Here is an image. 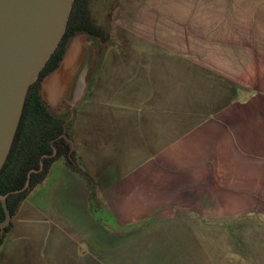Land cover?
I'll return each instance as SVG.
<instances>
[{
    "label": "crops",
    "instance_id": "1",
    "mask_svg": "<svg viewBox=\"0 0 264 264\" xmlns=\"http://www.w3.org/2000/svg\"><path fill=\"white\" fill-rule=\"evenodd\" d=\"M158 3L136 19L158 51L173 53L157 61L175 75L150 80L164 106L139 110L134 123L124 107L128 122L103 123L105 58L93 83L95 122L85 124L86 98L76 117L83 140L71 135L93 189L55 163L12 219L0 264H264V30L242 0ZM103 130L116 145L112 160L94 141ZM95 197L113 213L102 222Z\"/></svg>",
    "mask_w": 264,
    "mask_h": 264
},
{
    "label": "water",
    "instance_id": "2",
    "mask_svg": "<svg viewBox=\"0 0 264 264\" xmlns=\"http://www.w3.org/2000/svg\"><path fill=\"white\" fill-rule=\"evenodd\" d=\"M75 0H0V172L10 154L31 86L57 50L69 22ZM104 43L87 32L70 38L58 67L47 75L40 95L50 112L65 120L62 137L76 144L66 133L76 122L77 110L86 100L93 77L104 57ZM56 154V149L54 151ZM31 170L25 186L30 188L31 176L43 170ZM8 195L0 192L5 219L0 222V235L12 221L7 204Z\"/></svg>",
    "mask_w": 264,
    "mask_h": 264
},
{
    "label": "rangeland",
    "instance_id": "3",
    "mask_svg": "<svg viewBox=\"0 0 264 264\" xmlns=\"http://www.w3.org/2000/svg\"><path fill=\"white\" fill-rule=\"evenodd\" d=\"M241 5L248 9L247 11L255 18L256 24L259 28L264 30V0H242ZM157 6H160L158 0H92L91 2V14L94 20L110 36L108 42L104 43L105 51L103 60L105 58L107 59L108 62L105 64L108 66L105 67L106 71L104 74H106L107 79L106 82L103 83V95L100 98L101 107H103L101 108V114L104 116L103 118L105 121L101 120L103 123L108 124L110 121H113L122 122L123 124V121H127L128 119L126 120L123 118L124 107L127 108L125 112H129L128 107L130 106L134 108L132 109V120L134 123L135 120L140 118V111H143L144 113H156L157 110H160V107L165 104L163 100H160L159 103L161 104L158 103L155 90H150V87L152 85L155 86V80H157L158 75H161L162 72L166 71L165 68L158 64V56L160 54L165 56L173 55V53L170 51H164L163 49H159L160 51H158L156 46H154L157 44L138 31L141 30L143 24L137 23L136 19L139 13L147 12L148 10L154 11ZM153 46L155 50L151 51V47ZM98 73L94 75L92 79L93 83L95 82ZM166 74L169 78H172L175 75V72L166 71ZM150 80H154L155 82L151 83ZM93 83L87 96L88 103H86L85 106L83 105L85 107V113L83 114H91V116L85 115V124L88 125L94 124L96 119L92 117L93 102L95 98L92 93L94 89ZM144 99H149V102L144 104ZM181 106H183V104H181ZM120 112H122L123 115H119ZM161 117L163 121H166L171 116L161 115ZM76 123L77 122L72 126L70 131L71 135L74 139L77 137V139L80 138L83 140V137L81 135L79 136L78 132H76ZM92 126L93 125H91V127ZM103 131L105 132V130ZM93 132L94 131H89L88 136L85 137L86 140H88L89 145L94 139L90 137ZM104 132L103 140L96 138L94 141L97 140L95 141V144L100 148L102 157L105 158V160H112L114 158L112 149H114L116 145L114 142L110 141L111 139L108 138V133ZM77 157L80 159L79 156ZM78 164L80 167L88 171L86 164H84L81 159ZM92 165L91 167H93ZM98 171L100 174L104 172L103 170ZM88 173L90 174L89 171ZM87 183L91 189V184L88 181ZM102 186L103 183L101 182L99 188H102ZM215 188L219 190V187ZM215 197L219 196L214 195V199ZM104 205L105 202H103L101 198L99 199L95 197L94 202L92 200L94 214L100 219V221L103 220V218H108V214H113L109 211V208L107 209ZM247 213L248 211L243 212L242 214L235 213V218L242 217ZM256 213L259 214L257 211ZM261 214H263V217H260L258 220L260 223L264 224V213ZM210 215L212 218L221 217V211H213ZM132 227H123V229L130 228V232L133 233L140 230V227L133 229Z\"/></svg>",
    "mask_w": 264,
    "mask_h": 264
},
{
    "label": "trees",
    "instance_id": "4",
    "mask_svg": "<svg viewBox=\"0 0 264 264\" xmlns=\"http://www.w3.org/2000/svg\"><path fill=\"white\" fill-rule=\"evenodd\" d=\"M91 2L92 0H75L62 41L42 70L39 79L29 90L10 154L0 172V192L8 195L7 204L12 219L32 191L46 180L52 166L57 162L80 173L92 187L95 184L88 171L79 166L80 159L76 151L70 153L71 147L62 137L66 129L65 120L54 116L40 95L43 79L58 67L70 38L78 33L87 32L103 43L108 42L109 34L96 23L91 14ZM71 129L72 126H69L66 130L70 138H72ZM55 149L56 154H54ZM43 156H48L43 160V170L32 174L30 188L23 192H16L25 186L31 170L40 169ZM4 219L5 212L0 202V222ZM12 225L11 221L5 234L0 235V247Z\"/></svg>",
    "mask_w": 264,
    "mask_h": 264
}]
</instances>
